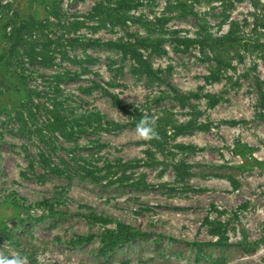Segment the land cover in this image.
<instances>
[{
  "label": "rangeland",
  "instance_id": "obj_1",
  "mask_svg": "<svg viewBox=\"0 0 264 264\" xmlns=\"http://www.w3.org/2000/svg\"><path fill=\"white\" fill-rule=\"evenodd\" d=\"M0 251L264 264V0H0Z\"/></svg>",
  "mask_w": 264,
  "mask_h": 264
},
{
  "label": "clouds",
  "instance_id": "obj_2",
  "mask_svg": "<svg viewBox=\"0 0 264 264\" xmlns=\"http://www.w3.org/2000/svg\"><path fill=\"white\" fill-rule=\"evenodd\" d=\"M135 131L138 138L146 142H150L154 139H159V133L156 130L155 117L142 115L138 123L136 124ZM0 264H30V262L26 256L19 253H16L14 255H5L3 251H0Z\"/></svg>",
  "mask_w": 264,
  "mask_h": 264
},
{
  "label": "trees",
  "instance_id": "obj_3",
  "mask_svg": "<svg viewBox=\"0 0 264 264\" xmlns=\"http://www.w3.org/2000/svg\"><path fill=\"white\" fill-rule=\"evenodd\" d=\"M136 57H137L138 63H142L143 62L140 52H136Z\"/></svg>",
  "mask_w": 264,
  "mask_h": 264
}]
</instances>
